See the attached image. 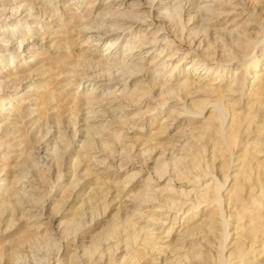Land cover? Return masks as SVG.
Returning a JSON list of instances; mask_svg holds the SVG:
<instances>
[{
	"label": "rangeland",
	"instance_id": "obj_1",
	"mask_svg": "<svg viewBox=\"0 0 264 264\" xmlns=\"http://www.w3.org/2000/svg\"><path fill=\"white\" fill-rule=\"evenodd\" d=\"M231 263L264 264V0H0V264Z\"/></svg>",
	"mask_w": 264,
	"mask_h": 264
},
{
	"label": "bare ground",
	"instance_id": "obj_2",
	"mask_svg": "<svg viewBox=\"0 0 264 264\" xmlns=\"http://www.w3.org/2000/svg\"><path fill=\"white\" fill-rule=\"evenodd\" d=\"M22 45V44H21ZM21 48V47H20ZM218 62V61H217ZM255 64V63H254ZM207 66V70H205V72H204V74H206V73H209V75H212V73H214V69H213V71H212V67H208V65H206ZM214 66V65H213ZM223 68V67H222ZM219 69V71H221L222 72V70L223 69ZM225 69V68H224ZM199 70V69H198ZM219 73V72H218ZM242 75V74H241ZM247 75V74H246ZM247 77V76H246ZM241 79V78H240ZM247 79V78H246ZM240 81V80H239ZM243 81V80H242ZM241 83V82H240ZM242 85V84H241ZM186 84L184 83V84H182L181 86H180V88H179V90L180 89H183V91H184V89H186ZM188 89V88H187ZM186 89V90H187ZM239 89V88H238ZM188 94V93H187ZM198 95V94H197ZM202 104V103H201ZM207 104H208V102L205 100L204 102H203V108H202V110L200 111V113L202 114L203 112H204V110L207 108ZM231 129V128H230ZM254 145V144H253ZM253 148V147H252ZM247 150V149H246ZM253 153H254V151H253ZM252 153L251 152H248V151H246V153H244L243 155L241 154V157H242V159H243V162H241V163H243V166H244V168H245V172L246 171H248V169H249V165H251V159H252V157H250V156H252L251 155ZM241 165V164H240ZM236 166V165H235ZM247 168V169H246ZM242 170V171H243ZM201 195V194H200ZM204 195V194H203ZM221 196V195H220ZM251 207V206H250ZM255 218V217H254ZM256 219L257 218H255L253 221H256ZM257 221H258V219H257ZM256 223V222H255ZM254 223V224H255ZM244 228V227H243ZM225 234V233H224ZM226 235H227V233H226ZM228 237V236H227ZM228 239V238H227ZM226 241V240H225ZM257 241V240H256ZM226 244V243H225ZM253 244H254V242H253ZM227 246V245H226ZM251 248H252V246H251ZM247 247H243V246H241V245H238V247H237V250H235L234 251V254L235 255H237L238 257H244L245 255H246V253H247ZM228 260H229V258H228ZM231 264H233V263H231Z\"/></svg>",
	"mask_w": 264,
	"mask_h": 264
}]
</instances>
